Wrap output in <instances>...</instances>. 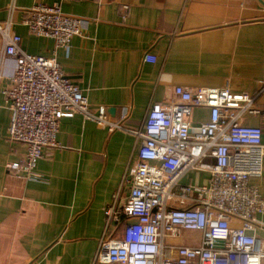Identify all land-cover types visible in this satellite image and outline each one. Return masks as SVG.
Returning a JSON list of instances; mask_svg holds the SVG:
<instances>
[{"label": "crops", "instance_id": "crops-1", "mask_svg": "<svg viewBox=\"0 0 264 264\" xmlns=\"http://www.w3.org/2000/svg\"><path fill=\"white\" fill-rule=\"evenodd\" d=\"M39 2H59L63 13L83 20L68 48L21 23L26 9ZM11 5L21 48L54 55L90 107L104 105L111 120L126 109L125 125L136 130L153 102L175 100L176 86L227 85L255 96L258 112L245 114L242 123L260 126L264 144V0H0V21ZM146 53L155 60H144ZM13 68L12 58L0 55V264H100L94 255L105 229L103 211L119 189L120 198L127 195L138 141L75 114L60 119L57 145L45 148L36 162L42 179L12 173L5 164L25 153L23 144L7 136L3 89ZM208 116L207 108L196 107L189 119L198 124ZM207 178L206 172L190 171L181 183L202 185ZM250 184L264 196V157L262 175ZM256 219L255 233L264 238V215ZM199 241L197 231L167 239L173 245Z\"/></svg>", "mask_w": 264, "mask_h": 264}, {"label": "built area", "instance_id": "built-area-1", "mask_svg": "<svg viewBox=\"0 0 264 264\" xmlns=\"http://www.w3.org/2000/svg\"><path fill=\"white\" fill-rule=\"evenodd\" d=\"M13 5L0 21L1 57L12 58L9 86L3 89L10 112L7 136L25 146L17 161L5 168L27 180H40L36 162L44 149L57 145L59 121L80 114L105 126L123 130L138 141L135 165L129 170L128 193L119 189L104 208L105 229L94 255L100 264H264V238L256 235L264 196L251 178L262 175V128L242 123L255 114V96L227 86L174 88L175 100L153 102L141 128L125 125L123 109L111 120L104 105L91 108L82 91L65 77L54 55L25 52L13 30ZM127 6H122L125 18ZM37 36L52 38L68 48L81 33L83 20L62 12L59 2L37 3L22 19ZM144 60L154 61L146 53ZM264 88L263 78L259 82ZM196 107L209 110L206 121L193 124ZM190 171L208 174L202 185L183 184ZM197 231V245H173L168 238Z\"/></svg>", "mask_w": 264, "mask_h": 264}]
</instances>
